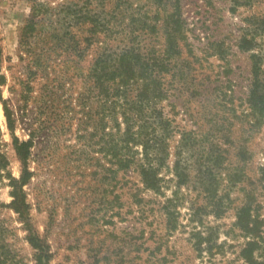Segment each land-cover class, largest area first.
Segmentation results:
<instances>
[{
	"label": "rangeland",
	"instance_id": "obj_1",
	"mask_svg": "<svg viewBox=\"0 0 264 264\" xmlns=\"http://www.w3.org/2000/svg\"><path fill=\"white\" fill-rule=\"evenodd\" d=\"M123 1L118 8L120 0H0V264H36L35 242L45 246L49 264H264V114L256 123L247 101L252 54L261 58L264 79V0ZM33 5L42 6L45 19L30 54L20 32ZM68 7L109 20L110 34L93 35ZM176 10L187 35L177 61L181 76L164 74L166 85L175 84L159 105L176 131L193 130L199 142L183 154L187 181L178 186L174 132L158 194L145 189L133 167L118 170L106 135L116 133L115 118L104 117L94 94L83 96L85 76L104 48L139 35L148 51L163 53V21ZM132 15L146 16L147 26ZM244 36L254 37L249 50L240 47ZM39 55L44 68L34 60ZM15 139L32 142L23 184ZM218 153L222 164L210 187L203 172ZM248 203L260 236L246 258L251 235L236 222ZM197 232L210 239L203 251Z\"/></svg>",
	"mask_w": 264,
	"mask_h": 264
},
{
	"label": "trees",
	"instance_id": "obj_2",
	"mask_svg": "<svg viewBox=\"0 0 264 264\" xmlns=\"http://www.w3.org/2000/svg\"><path fill=\"white\" fill-rule=\"evenodd\" d=\"M158 1L161 2L162 0ZM123 4L124 1L120 0L118 8ZM127 7L125 9L129 10L128 8L130 7ZM67 10H73V15L78 18L77 21H88L90 24L89 30L93 35L100 31L105 32L106 35L110 34L109 20L102 19L92 13L78 15L81 10H76L75 7L74 9L68 7ZM41 17L45 19L42 6L33 5L30 16L20 32V44L25 48L26 53L33 54L31 44L33 39L35 41L37 39V31L40 29L39 19ZM131 17L134 16L132 15ZM131 21L134 24L140 22L142 26H147L146 16H139L133 20L131 18ZM185 23L178 10L168 13L163 21L165 36L163 53L156 55L150 50L148 51L141 45L138 35L120 48L112 49L106 47L100 51L85 76L86 84L89 86L86 89L88 91L87 96L84 92V100L94 94L102 102L105 110L104 117L111 116L115 118L116 133L107 131L106 135L110 138L112 137L111 143H113V147H111V154L117 161L118 170L126 172L130 167H133L139 174L145 189L152 190L158 194L161 193V183L163 181L160 172L166 165L170 155L169 143L170 139L174 137V132H179L180 136L176 145L175 155L177 159L173 168L174 176L178 180V186L185 184L187 181V174L182 170L181 166V160L184 158L183 154L199 142V138L193 130L176 131L173 119L168 117L164 113L163 107L159 105L169 97L170 89L175 84V82L171 81L166 85L164 74L172 72L173 79L181 76L182 67L179 68L177 61L181 54L180 43L187 41ZM67 26L69 27L70 25L68 24ZM261 28L264 31V17L261 20ZM135 32L136 30H132L131 34L133 35L131 36H134ZM51 35L54 37L56 34L52 33ZM51 35H49L50 38H52ZM91 38L93 40V37ZM253 41L254 37L247 38V36H244L240 41V47L249 50L253 46ZM43 59L41 55H39L38 59H34L39 68L45 67ZM252 60V79L247 99L250 108L248 114L255 117L257 119L255 122L258 123L259 118L264 114V79L262 78L263 73L260 67V56L252 54ZM6 116L8 120L11 118V112L8 108L6 109ZM118 116L119 119H117ZM205 137L208 139L211 136ZM31 143L30 140L19 142L18 139H15V149L24 166L22 184L29 178L27 167ZM208 160L210 165L203 172L208 181L205 179L204 181L208 182V186L212 187L217 183L218 170L222 164V154L211 155ZM212 191L214 192L215 190L213 189ZM209 193L212 194L211 191ZM170 201L168 200V202ZM166 214L169 217L170 224H172L170 226L175 228L171 220L173 213L168 210ZM259 222L257 216L253 214L250 203L243 205L238 210L237 226L246 234L251 235L246 247L242 249V254L246 258L257 244L255 238L260 236ZM195 236L197 238L195 243L197 250L203 251V248H201L203 242H210L208 235L202 236L201 232H197ZM33 244L38 250L36 264H49V257L44 251L45 246L38 242ZM210 249L211 247L207 248L208 251Z\"/></svg>",
	"mask_w": 264,
	"mask_h": 264
}]
</instances>
